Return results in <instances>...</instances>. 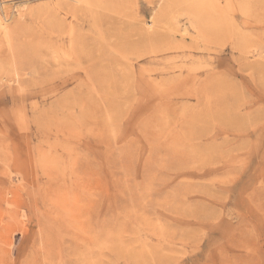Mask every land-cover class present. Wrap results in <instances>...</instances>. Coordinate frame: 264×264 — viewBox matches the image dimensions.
<instances>
[{
    "label": "rangeland",
    "instance_id": "rangeland-1",
    "mask_svg": "<svg viewBox=\"0 0 264 264\" xmlns=\"http://www.w3.org/2000/svg\"><path fill=\"white\" fill-rule=\"evenodd\" d=\"M0 264H264V0H0Z\"/></svg>",
    "mask_w": 264,
    "mask_h": 264
},
{
    "label": "bare ground",
    "instance_id": "bare-ground-1",
    "mask_svg": "<svg viewBox=\"0 0 264 264\" xmlns=\"http://www.w3.org/2000/svg\"><path fill=\"white\" fill-rule=\"evenodd\" d=\"M2 21V20H1Z\"/></svg>",
    "mask_w": 264,
    "mask_h": 264
}]
</instances>
